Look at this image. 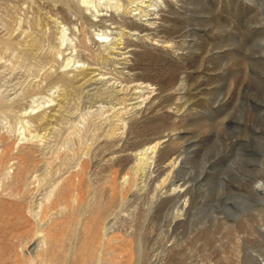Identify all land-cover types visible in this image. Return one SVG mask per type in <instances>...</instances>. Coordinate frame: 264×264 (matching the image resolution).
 <instances>
[{
	"label": "rangeland",
	"instance_id": "obj_1",
	"mask_svg": "<svg viewBox=\"0 0 264 264\" xmlns=\"http://www.w3.org/2000/svg\"><path fill=\"white\" fill-rule=\"evenodd\" d=\"M0 264H264V0H0Z\"/></svg>",
	"mask_w": 264,
	"mask_h": 264
},
{
	"label": "bare ground",
	"instance_id": "obj_2",
	"mask_svg": "<svg viewBox=\"0 0 264 264\" xmlns=\"http://www.w3.org/2000/svg\"><path fill=\"white\" fill-rule=\"evenodd\" d=\"M160 1V0H159ZM144 18V17H143ZM142 19V18H141Z\"/></svg>",
	"mask_w": 264,
	"mask_h": 264
}]
</instances>
